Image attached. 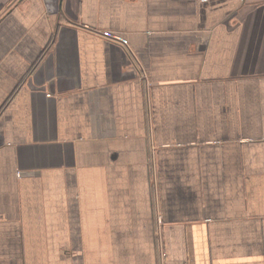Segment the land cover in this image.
<instances>
[{"label":"crops","instance_id":"crops-1","mask_svg":"<svg viewBox=\"0 0 264 264\" xmlns=\"http://www.w3.org/2000/svg\"><path fill=\"white\" fill-rule=\"evenodd\" d=\"M0 264H264V0H0Z\"/></svg>","mask_w":264,"mask_h":264},{"label":"built area","instance_id":"built-area-1","mask_svg":"<svg viewBox=\"0 0 264 264\" xmlns=\"http://www.w3.org/2000/svg\"><path fill=\"white\" fill-rule=\"evenodd\" d=\"M203 1H208V0H203Z\"/></svg>","mask_w":264,"mask_h":264}]
</instances>
